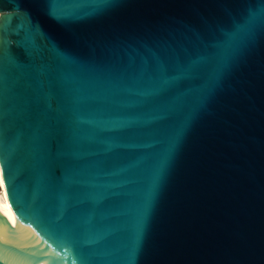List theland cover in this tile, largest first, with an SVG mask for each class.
<instances>
[{
  "label": "water",
  "instance_id": "obj_1",
  "mask_svg": "<svg viewBox=\"0 0 264 264\" xmlns=\"http://www.w3.org/2000/svg\"><path fill=\"white\" fill-rule=\"evenodd\" d=\"M0 264H264V0H0Z\"/></svg>",
  "mask_w": 264,
  "mask_h": 264
},
{
  "label": "bare ground",
  "instance_id": "obj_2",
  "mask_svg": "<svg viewBox=\"0 0 264 264\" xmlns=\"http://www.w3.org/2000/svg\"><path fill=\"white\" fill-rule=\"evenodd\" d=\"M0 216L4 221H9L11 219V208L9 204V199L6 191V187L3 180V175L0 166Z\"/></svg>",
  "mask_w": 264,
  "mask_h": 264
},
{
  "label": "rangeland",
  "instance_id": "obj_3",
  "mask_svg": "<svg viewBox=\"0 0 264 264\" xmlns=\"http://www.w3.org/2000/svg\"><path fill=\"white\" fill-rule=\"evenodd\" d=\"M0 191H1V189H0Z\"/></svg>",
  "mask_w": 264,
  "mask_h": 264
}]
</instances>
